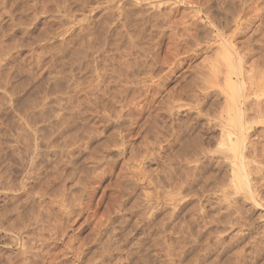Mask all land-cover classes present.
Listing matches in <instances>:
<instances>
[{
  "label": "rangeland",
  "instance_id": "obj_1",
  "mask_svg": "<svg viewBox=\"0 0 264 264\" xmlns=\"http://www.w3.org/2000/svg\"><path fill=\"white\" fill-rule=\"evenodd\" d=\"M169 1L170 0L0 1V60H2L0 62V169L3 170L5 174L7 172L5 176L10 180V183L17 184V186L19 187V191H17V194L21 193L24 190L21 198L24 199V197H27L25 193H28L30 198L35 195L33 197L35 201L34 204H32V207L33 205H35V208L33 207V210L41 209V206L39 205L37 199L39 197L38 195H40V192L42 194L45 193L44 201L42 203L43 206L46 207L45 209L50 211L53 217L54 215L58 217V222H56L57 224H63L59 225V227L62 225L63 228H58L61 231L58 230L57 238L55 239V241L50 243L48 242L49 244L46 246L47 248H49L48 250L51 249L50 253L52 252L51 254L54 255V258L56 259L57 257L58 259H56L57 262L53 260V264H72V262L74 261L72 260L73 258L71 255L75 252V248L79 243H81V240L84 244L86 242H89L90 244L91 242V250H89L88 254L84 257L85 259L82 258V260L75 261V264H85V262L88 260L89 261L86 264H154V262L155 264H158V260L154 257H151V259L149 255H144L146 251H141L139 254H134V250L132 249H125L126 251L123 250L124 252H122L124 254L121 252L120 255L122 256L114 258L113 260L115 261L110 260L109 262L112 261L111 263H101L97 259L101 257V254L99 252L103 251V248L101 247L102 245H105V242H114L116 240V237H119V235L122 234L123 229H130L129 227H131L132 225L141 223L143 221L149 223L150 227H153L154 229L157 225V227L163 225L164 227H162L166 232H162V234H165L168 239H174L182 235L180 229H182L183 227V229L185 228L188 231L190 230V234L188 233V231L187 234H184L185 229H182L184 236L187 235L185 238L192 239V241L196 239L197 234H195V232L198 233V231L202 233L203 231L211 232L207 238V240L210 239V242L219 237L226 238L228 241L231 240L232 243L229 244L228 251H225V255L222 254L223 256L220 254L219 256L221 257L220 259L218 258L225 264H228V262L229 264H232L235 260L236 264H253L251 263L253 261L255 264H264V252H262L261 255L256 256L257 258L253 260V254H255V250L259 247L258 244L261 242L260 244L264 245V242L262 243V241H264V76L263 79H260L261 81L259 82L260 85L261 83H263V87H261L262 90L260 89V91L258 90L259 92L257 91V93L252 94L254 102H252V104H250L251 106H248L247 109L244 110V125L246 127L244 131L245 139H243L245 140V146L242 147V152L246 154L244 156L246 158L245 161L248 162V166L251 165L252 169L254 168L253 170L257 169L258 171H255L257 172L255 173L252 170L254 173L250 174L249 176V190H251V194H248L247 190L244 188H237L236 182L234 181L230 173L232 171L230 169L231 166H228L229 160L227 159L229 158H226L229 154L227 153L228 151H226L228 145L227 143L224 144L219 141V128L216 124H213L217 120L211 122V124L214 125L215 128H213V126L211 125V128L209 127L208 129H200L203 138H207V140L205 139V146H207L209 152L207 154V162L205 158L201 157L200 160H197L196 164L199 165L201 163V167L205 166L206 171L205 169L203 170L205 172V175L207 176L205 177V180L208 181H204V178L202 177V179H200V182L197 183L198 185L194 184L195 186H193L191 184L192 181H190L192 179L191 176V179L189 178V180L187 179V177H185L187 172L186 167L188 166V164H185L186 161H182L183 158H180L183 165L177 166V164H174L178 168H176L177 170L174 171L173 175H171L172 177L170 176V179H168V177L164 176L162 166V162L164 161L165 156L164 152H166L165 149H160V143H157L158 145H156L158 147L156 146L152 149V151L150 150V152L145 151L146 146L149 145L148 142L151 141V136L149 137V135H151V133H149L150 131L147 133L149 135H147L145 132L150 129L153 119H155L156 122L157 120L159 121L160 124H157H159L160 126L157 124L155 125L159 127L160 131L163 121L166 122L168 120H174V118L177 116H179V118H183L184 116H190V118H194L195 116H197V114H203L207 117L204 112L210 111L211 113L215 109L213 111L214 113H212L216 114L220 112V110H222L221 105L223 106V101H221L223 99L222 95L221 97L218 96L216 99H214L213 103H210L211 108H209L210 106L208 107V103L207 108L203 110L193 101V97H191L192 100L190 98L191 94L193 93L191 92L192 90L190 89V87L191 85L194 86L193 82L195 79V70L197 71V65L204 59L203 57L205 54L203 53L204 51H201L199 49L197 50L195 48V43H193L194 38L191 37V33L189 32L191 31L190 29H192V27L194 26L195 35V33L199 31L198 28H196L197 20L198 22H200L201 20L205 22L206 20L205 17L201 15L202 13L198 10L199 1ZM206 1L209 4L213 5V8L215 10L214 13L216 15H219V13L217 12L219 8L218 5L230 6L231 4V6L237 5L243 9L242 20L243 23H245V26H243L246 30H244L245 33L243 34V36H239V39L243 40L245 39V37H248L249 34L254 35L252 36V39L254 41H252L254 56L257 59L256 61H258L259 63L258 65L263 67L262 70L264 72V0H247V2L246 0ZM167 13L171 15V18L172 20H174V22L165 20L169 16ZM103 27H107L110 30L112 29L107 40L103 39ZM169 30L171 31V33H175L171 34L170 37H172V35H175L173 36V38L175 37L176 43L173 38L169 37ZM167 31H169L168 34ZM199 34L201 38L206 40L207 38H205V36H209V30L207 31L201 29L199 31ZM129 39L130 41H127ZM141 39L144 40L142 41ZM126 42L129 44H127ZM126 44L129 47H127ZM175 46L177 49L174 48ZM202 48H204V46H202ZM197 52L199 53L197 54ZM10 76H12V78ZM107 79H111L110 82ZM189 83L190 85H188L189 88L187 89V84ZM1 87L5 88L2 89ZM10 94L12 97L10 96ZM172 97L173 99L175 98V101H172L173 104L175 103L174 105L172 104V102V105L170 104V102H167ZM260 98H262V100ZM123 100L125 101V103ZM260 102L261 104H259ZM171 106H174V109L173 107L170 108ZM179 111L180 114H178ZM202 118L204 119V117ZM203 119H201L200 121L203 122ZM122 120L124 123L122 122ZM155 121H153V126ZM129 124H131L132 131L126 137L125 129L126 127H130ZM124 125H126V127ZM201 127L203 126L200 125V128ZM116 133L118 134V136ZM145 134L147 135V137H145ZM122 138L125 139V141ZM141 144H143L144 147ZM20 147H23V149ZM176 148L177 146H174L173 149L175 150ZM174 150L173 152L175 153ZM255 151H257L258 154ZM88 155L90 157L92 156L93 158H90ZM208 155H210L211 157ZM153 157H155V160H152ZM61 161L63 162L60 163ZM189 164L190 165L187 168H190L192 164H194V162H189ZM33 165L35 166L33 167ZM251 166L248 169H251ZM257 166H259V168ZM94 170L96 172H94ZM87 172L89 175H87ZM260 177H263V179ZM140 179L142 181H140ZM179 182L180 184L182 182L183 185L181 184L180 186ZM144 183L146 185H144ZM189 183L192 186L189 185ZM178 186L181 187V190ZM169 187L171 190L169 189ZM27 188L28 190H26ZM41 189L42 191H40ZM61 189L62 192L66 194L63 195L65 197L67 196L66 202L68 203V205L71 204L69 207H66L67 209H63L62 213L59 212V209H57L58 207L56 205H52V203L50 202L54 197V193L57 194V192H60ZM25 190L28 192H26ZM227 192L229 195L226 194ZM150 193H152V195ZM88 194H90L91 196ZM165 194L167 195V197H165ZM170 199H173V201H171ZM4 206L5 208H9L12 205L4 200L0 201V222L4 221L2 216V214H4ZM9 209L11 211L13 208ZM242 209L244 210L242 211ZM77 211L80 213H78ZM234 213L235 215H233ZM62 215L63 217H60ZM122 222L125 223L123 224ZM95 227L96 229H98L96 230ZM38 231L40 232V227H38L37 232ZM61 232L64 237L63 235H61ZM257 232L258 234H256ZM43 233L45 236L48 234L47 232ZM11 234L12 233L7 232L6 230L4 231V229L0 228V264H9L10 262L15 263L17 258H19L17 256V251L20 248V244H17V242H12L10 240L11 236H15ZM111 234H114V236ZM252 236L254 237V239ZM48 237L50 238L51 236L47 235V237L45 238ZM61 237H63V240ZM72 237L77 238L76 240H78V242L75 239L74 241ZM257 237L263 240H257ZM112 238L115 239L113 240ZM246 239H248L249 241ZM60 240L62 242H60ZM65 240H67L68 242L65 243ZM84 240L86 241L84 242ZM98 240L100 241V243L98 242ZM245 242H248V244H246ZM93 243H96L98 246L95 247ZM89 244L87 245L89 246ZM35 250L40 253L39 258L41 260V253L43 254V252L41 251L42 249H38L37 247V249L35 248ZM67 250L69 251L67 252ZM237 253L240 254L238 255ZM91 255H93V257H91ZM236 255H238V257ZM43 256L44 257L42 258L41 262L38 260L39 258L37 259L39 264H44L43 259L45 261L46 254H43ZM214 257H212V260H216L214 264H217V261L219 263V260L216 258L217 256ZM239 257L244 258V260L242 259V261H240ZM37 261L36 263L38 264ZM36 263L34 262V264Z\"/></svg>",
  "mask_w": 264,
  "mask_h": 264
},
{
  "label": "bare ground",
  "instance_id": "obj_2",
  "mask_svg": "<svg viewBox=\"0 0 264 264\" xmlns=\"http://www.w3.org/2000/svg\"><path fill=\"white\" fill-rule=\"evenodd\" d=\"M1 1V0H0ZM172 1V0H170ZM169 1V2H170ZM199 1V11L202 13L201 15L205 17V22H203V20H201L200 22H198L197 20V27L198 30L200 31L201 29L203 30H209V36H205V38H207L206 40H204L203 38H201L199 31H197L194 35V26L192 27V29H190L191 31H189L191 33V37L194 38V42L195 43V48L201 51H204V59L199 62V64L197 65V71L195 70V79L193 82V85H191L190 90L191 92H193L190 96L193 97V101L203 110L205 108H207V104L209 103L208 107L211 105L210 103H213V100L216 99L218 96L223 97V99L221 101H223V106L222 110H220V112L213 114L214 110L210 113L209 112H204L206 116H204L203 114H197V116H195L194 118H190V116H184L183 118H179V116L175 117L174 120H168V121H163L162 122V128H160L159 131V127L156 126L155 124L159 123V121L157 120V122L155 121V119L152 120V125L150 127V129L148 131H146L145 133L147 134L149 131V133H151V135H149V137L151 136V141H149V145L146 146L145 151L146 152H150V150L152 151L153 148H155L158 144L160 143V149H165L166 152L165 156H164V161L162 162V166H163V172H164V176L168 177V179H170L169 177L171 175H173L174 171H176L178 168L177 166L180 165L182 166L183 163H181L182 161H186L185 164H188V166L190 165V163L194 162V164H192V166L190 168H187V172H186V176L187 179L189 180L190 176H191V184L193 186H195L197 183L200 182V179H202V177L204 178V181H208L205 180V177H207L205 175V172L203 169H205V166L201 167V163L199 165L196 164L197 160L201 157L206 159L207 162V154L209 152L207 146H205L206 140L207 138H203V136L201 135V130L205 129V128H211L216 124L218 126V132H219V141H221L222 143L228 145L227 153L228 156L226 158H229L227 160H229V164L228 166H231V175L234 179V181L236 182V186L237 188H244L247 190L248 194H251V190L250 189V174H253L255 171H257V169L253 170L252 166L251 169H248L250 166H248V162L245 161V156L246 154H244L242 152V147L245 146V143L243 139H245L244 137V131H245V125H244V110L247 109L248 106H251L250 104H252V102H254L252 94L257 93V91L261 89V87H263V80L260 85V79H263L264 76V72L262 70L263 67H261L260 65H258V61H256L257 59L254 56V48L252 46V36L254 35H250L248 37H245V39L241 40L239 39V36H243V34L245 33L244 30V24L243 23V9L239 6H230L229 5H218V13L219 15H216L214 12V8L213 5L209 4L206 0H198ZM209 1V0H208ZM220 1V0H219ZM250 1V0H249ZM7 2V1H6ZM29 2V1H28ZM36 2V1H35ZM42 2V1H41ZM44 2V1H43ZM58 2V1H57ZM62 2V1H61ZM130 2V1H129ZM247 2V0H246ZM252 2V1H251ZM260 2V1H259ZM33 3V2H32ZM67 3V2H66ZM160 3V2H159ZM176 3V2H175ZM41 4V3H40ZM44 4V3H42ZM84 4V3H83ZM128 4V3H126ZM241 4V3H240ZM263 4V3H262ZM13 5V4H12ZM63 5V4H62ZM254 5V3H253ZM252 5V6H253ZM158 6V5H157ZM242 6V5H241ZM244 6V5H243ZM21 7V5H20ZM26 7V6H25ZM54 7V6H53ZM118 7V6H117ZM127 7V6H126ZM125 7V8H126ZM135 7V6H134ZM156 7V6H155ZM247 7V6H246ZM259 7V6H258ZM24 8V7H23ZM128 8V7H127ZM158 8V7H157ZM249 8V7H248ZM252 8V7H251ZM28 9V8H27ZM26 9V10H27ZM58 9V8H57ZM172 9V8H171ZM187 9V8H186ZM23 10V9H22ZM60 10V9H59ZM131 10V8H130ZM166 10V9H165ZM260 10V9H259ZM47 11V10H46ZM55 11V10H54ZM29 12V11H28ZM168 12V11H167ZM194 12V11H193ZM199 12V13H200ZM249 12V11H248ZM261 12V11H260ZM18 13V12H17ZM24 13V12H23ZM34 13V12H33ZM60 13V12H59ZM110 13V12H109ZM112 13V12H111ZM119 13V12H118ZM36 14V13H35ZM168 14V13H167ZM192 14V13H191ZM28 15V14H27ZM31 15V14H30ZM104 15V14H103ZM166 15V14H165ZM169 15V14H168ZM188 15V14H187ZM101 16V15H100ZM253 16V15H252ZM22 17V16H21ZM33 17V16H32ZM38 17V16H37ZM54 17V16H53ZM56 17V16H55ZM60 17V16H59ZM108 17V16H107ZM256 17V15H255ZM49 18V17H48ZM52 18V17H50ZM184 18V17H183ZM189 18V17H188ZM9 19V18H8ZM30 19V18H29ZM109 19V18H108ZM115 19V18H114ZM141 19V18H139ZM154 19V18H153ZM180 19V17H179ZM186 19V18H185ZM192 19V18H191ZM251 19V18H250ZM2 20V19H1ZM12 20V19H10ZM28 20V19H27ZM55 20V19H54ZM102 20V19H101ZM104 20V19H103ZM165 20L167 21H173L171 18V15H169ZM183 20V19H182ZM262 20V18H261ZM9 21V20H8ZM31 21V20H30ZM140 21V20H139ZM144 21V20H143ZM18 22V21H16ZM27 22V21H26ZM25 22V23H26ZM32 22V21H31ZM60 22V21H59ZM123 22V21H122ZM130 22V21H129ZM188 22V21H187ZM253 22V21H252ZM42 23V22H41ZM86 23V22H85ZM118 23V22H117ZM125 23V22H124ZM133 23V21H132ZM179 23V22H178ZM44 24V23H43ZM42 24V25H43ZM100 24V23H99ZM128 24V23H127ZM185 24V23H184ZM193 24V23H192ZM257 24V23H256ZM259 24V23H258ZM261 24V23H260ZM7 25V24H6ZM24 25V24H22ZM30 25V24H29ZM50 25V24H49ZM53 25V24H52ZM109 25V24H108ZM124 25V24H123ZM130 25V24H129ZM147 25V24H146ZM244 25V26H243ZM13 26V25H12ZM17 26V25H16ZM83 26V25H82ZM126 26V25H125ZM28 27V26H27ZM50 27V26H49ZM247 27V26H246ZM104 28V27H103ZM105 27L104 28V32H103V39L107 40L108 37L110 36V30L109 28ZM118 28V27H117ZM140 28V27H139ZM142 28V27H141ZM159 28V27H158ZM195 28V29H196ZM82 29V28H81ZM138 29V28H137ZM163 29V28H162ZM172 29V28H171ZM183 29V28H182ZM23 30V29H22ZM21 30V31H22ZM26 30V29H25ZM155 30V29H154ZM186 30V29H185ZM255 30V29H254ZM78 31V30H77ZM143 31V30H142ZM147 31V30H146ZM159 31V30H158ZM170 31V30H169ZM169 31H167V34L169 33ZM164 32V31H163ZM254 32V31H253ZM252 32V33H253ZM40 33V32H39ZM78 33V32H77ZM76 33V34H77ZM112 33V32H111ZM140 33V32H139ZM156 33V32H155ZM166 33V32H165ZM180 33V32H179ZM189 33V34H190ZM201 33V32H200ZM251 33V34H252ZM262 33V32H261ZM2 34V33H1ZM116 34V33H115ZM128 34V33H127ZM137 34V33H136ZM143 34V33H142ZM148 34V33H147ZM171 34H175V33H171L170 31V35ZM188 34V33H187ZM21 35V34H20ZM82 35V34H81ZM89 35V34H88ZM100 35V34H99ZM161 35V33H160ZM163 35V34H162ZM165 35V34H164ZM202 35V34H201ZM246 35V34H245ZM256 35V34H255ZM262 35V34H261ZM260 35V36H261ZM8 36V35H7ZM45 36V35H44ZM138 36V35H137ZM140 36V35H139ZM142 36V35H141ZM172 37L170 38H173ZM204 36V35H203ZM18 37V36H17ZM33 37V36H32ZM35 37V36H34ZM74 37V36H73ZM83 37V36H82ZM167 37V36H166ZM189 37V36H188ZM187 37V38H188ZM257 37V36H256ZM71 38V37H70ZM84 38V37H83ZM88 38V37H87ZM102 38V37H101ZM141 38V37H140ZM192 38V40H193ZM134 39V38H133ZM152 39V38H151ZM175 41V37L173 38ZM172 39V42H173ZM181 39V38H180ZM255 39V38H254ZM74 40V39H73ZM88 40V39H87ZM94 40V39H93ZM132 40V39H131ZM142 40V39H141ZM144 40V39H143ZM142 40V41H143ZM148 40V39H147ZM171 40V39H169ZM185 40V39H184ZM260 40V39H259ZM91 41V40H90ZM127 41H130L127 40ZM152 41V40H151ZM183 41V40H182ZM146 42V41H144ZM254 42V41H253ZM1 43V42H0ZM33 43V42H32ZM86 43V42H85ZM127 43V42H126ZM176 43V41H175ZM174 43V44H175ZM190 43V42H189ZM188 43V44H189ZM116 44V43H115ZM129 44V43H127ZM126 44V46H127ZM143 44V43H142ZM167 44V43H166ZM169 44V43H168ZM173 44V45H174ZM204 44V45H203ZM94 45V44H93ZM92 45V46H93ZM100 45V44H99ZM114 45V44H112ZM134 45V44H133ZM147 45V44H146ZM85 46V45H84ZM117 46V45H116ZM132 46V45H131ZM150 46V45H149ZM186 46V45H185ZM202 46H204V48H202ZM42 47V46H41ZM73 47V46H72ZM76 47V46H75ZM89 47V46H88ZM129 47V46H127ZM179 47V46H178ZM259 47V46H258ZM263 47V46H262ZM69 48V47H68ZM71 48V47H70ZM116 48V47H115ZM143 48V46H142ZM153 48V47H152ZM176 48V46L174 47ZM194 48V49H195ZM51 49V48H50ZM123 49V48H122ZM147 49V48H146ZM145 49V50H146ZM154 49V48H153ZM158 49V46H157ZM172 49V48H171ZM177 49V48H176ZM192 49V48H191ZM195 49V50H196ZM47 50V49H46ZM86 50V49H85ZM116 50V49H115ZM8 51V50H6ZM50 51V50H49ZM102 51V50H101ZM114 51V50H113ZM155 51V50H154ZM190 51V50H189ZM260 51V50H259ZM69 52V51H68ZM74 52V51H73ZM76 52V51H75ZM80 52V51H78ZM142 52V51H141ZM145 52V51H144ZM167 53V52H166ZM175 53V52H174ZM199 52H197L198 54ZM149 54V52H148ZM155 54V53H154ZM184 54V53H183ZM41 55V54H40ZM134 55V54H133ZM164 55V54H163ZM202 55V54H201ZM256 55V53H255ZM37 56V55H36ZM43 56V55H42ZM41 56V57H42ZM60 56V55H59ZM72 56V55H70ZM95 56V55H94ZM102 56V55H101ZM120 56V55H119ZM189 56V55H188ZM74 57V56H72ZM118 57V54H117ZM136 57V56H135ZM142 57V56H139ZM155 57V55H154ZM202 57V56H201ZM262 57V56H261ZM10 58V57H9ZM36 58V57H35ZM124 58V57H123ZM126 58V57H125ZM153 58V57H152ZM160 58V57H159ZM260 58V57H259ZM76 59V58H75ZM90 59V58H89ZM93 59V58H92ZM105 59V58H104ZM121 59V58H120ZM144 59V58H143ZM162 59V57H161ZM166 59V58H165ZM262 59V58H261ZM5 60V59H4ZM109 60V59H108ZM116 60V59H115ZM157 60V59H156ZM164 60V59H163ZM162 60V61H163ZM173 60V58H172ZM2 60H0L1 62ZM18 61V60H17ZM61 61V60H60ZM91 61V60H90ZM117 61V60H116ZM151 61V60H150ZM168 61V60H167ZM171 61V59H170ZM21 62V60H20ZM69 62V61H68ZM100 62V61H99ZM104 62V61H103ZM118 62V61H117ZM156 62V61H154ZM92 63V62H91ZM128 63V62H127ZM165 63V62H164ZM169 63V62H168ZM22 64V62H21ZM63 64V63H62ZM61 64V65H62ZM66 64V63H65ZM100 64V63H99ZM134 64V63H133ZM153 64V63H151ZM157 64V63H156ZM161 64V63H160ZM24 65V64H23ZM57 65V64H56ZM130 65V64H129ZM135 65V64H134ZM165 65V64H164ZM13 66V65H12ZM18 66V64H17ZM96 66V64H95ZM114 66V65H113ZM122 66V65H121ZM143 66V65H142ZM147 66V65H146ZM2 67V66H1ZM16 67V66H15ZM23 67V66H22ZM47 67V66H46ZM79 67V66H78ZM261 67V68H260ZM56 68V67H55ZM127 68V67H126ZM135 68V67H134ZM148 68V67H147ZM175 68V67H174ZM179 68V67H178ZM193 68V67H192ZM59 69V68H58ZM158 69V68H157ZM169 69V68H168ZM196 69V66H195ZM1 70V69H0ZM4 70V69H3ZM2 70V71H3ZM21 70V69H20ZM57 70V69H56ZM165 70V69H164ZM167 70V69H166ZM1 71V72H2ZM48 71V70H47ZM146 71V70H145ZM194 71V70H193ZM52 72V71H51ZM57 72V71H56ZM64 72V71H63ZM79 72V71H78ZM162 72V71H161ZM54 73V72H53ZM84 73V72H83ZM132 73V72H131ZM142 73V72H141ZM182 73V72H181ZM191 73V72H190ZM91 74V73H90ZM108 74V73H107ZM113 74V73H112ZM111 74V75H112ZM153 74V73H152ZM167 74V73H166ZM194 74V73H193ZM51 75V74H50ZM53 75V74H52ZM62 75V74H61ZM87 75V74H86ZM9 76V75H8ZM120 76V75H119ZM4 77V76H3ZM12 78V76H10ZM14 77V76H13ZM16 77V76H15ZM53 77V76H52ZM70 77V76H68ZM72 77V76H71ZM112 77V76H111ZM114 77V76H113ZM123 77V76H122ZM62 78V77H61ZM82 78V77H81ZM88 78V77H87ZM118 78V77H117ZM148 78V77H147ZM191 78V77H190ZM20 79V78H19ZM115 79V78H114ZM144 79V78H143ZM17 80V79H16ZM15 80V81H16ZM21 80V79H20ZM48 80V79H47ZM54 80V79H53ZM69 80V79H68ZM84 80V79H83ZM108 80V79H107ZM106 80V81H107ZM111 80V79H110ZM110 80H108L110 82ZM118 80V79H117ZM148 80V79H146ZM88 81V80H87ZM116 81V80H115ZM144 81V80H143ZM153 81V80H152ZM191 81V80H190ZM1 82V81H0ZM67 82V81H66ZM121 82V81H120ZM125 82V80H124ZM145 82V81H144ZM71 83V82H69ZM79 83V82H78ZM152 83V82H151ZM162 83V82H161ZM21 84V83H19ZM82 84V83H81ZM107 84V83H106ZM122 84V83H121ZM120 84V85H121ZM125 84V83H123ZM143 84V83H142ZM160 84V83H159ZM9 85V84H8ZM55 85V83H54ZM57 85V84H56ZM74 85V84H73ZM78 85V84H77ZM119 85V86H120ZM145 85V84H144ZM153 85V84H152ZM189 84H187V89ZM1 86V85H0ZM10 86V85H9ZM58 86V85H57ZM126 86V85H125ZM161 86V85H160ZM164 86V85H163ZM260 86V88H259ZM71 87V86H70ZM105 87V85H104ZM162 87V86H161ZM2 88V87H1ZM5 88V87H4ZM2 88V89H4ZM8 88V87H7ZM145 88V87H144ZM147 88V87H146ZM155 88V87H154ZM176 88V87H175ZM121 89V88H120ZM264 89V88H263ZM61 90V89H60ZM65 90V89H64ZM93 90V89H92ZM111 90V89H110ZM176 90V89H175ZM184 90V89H183ZM262 90V89H261ZM147 91V90H146ZM186 91V90H185ZM258 91V92H259ZM87 92V91H86ZM107 92V91H106ZM117 92V91H115ZM127 92V91H126ZM162 92V91H161ZM89 93V92H88ZM87 93V94H88ZM132 93V91H131ZM3 94V93H2ZM6 94V93H5ZM4 94V95H5ZM19 94V93H18ZM112 94V93H111ZM125 94V93H124ZM259 94V93H258ZM264 94V93H263ZM262 94V95H263ZM90 95V94H89ZM143 95V94H142ZM257 95V94H256ZM11 96V94H10ZM9 96V97H10ZM19 96V95H18ZM93 96V95H92ZM103 96V95H102ZM105 96V94H104ZM124 96V95H123ZM165 96V95H164ZM12 97V96H11ZM15 97V96H14ZM95 97V96H94ZM137 97V96H136ZM140 97V95H139ZM166 97V96H165ZM170 97V96H169ZM175 97V96H174ZM252 97V98H251ZM262 97V96H261ZM80 98V97H79ZM108 98V97H107ZM116 98V97H115ZM124 98V97H123ZM134 98V96H133ZM168 98V97H167ZM257 98V97H256ZM14 99V98H13ZM87 99V98H86ZM126 99V98H125ZM152 99V98H151ZM150 99V100H151ZM159 99V98H158ZM175 99V98H174ZM173 97L171 99H169L167 102H171L174 100ZM259 99V98H258ZM262 100V98H260ZM82 100V98H81ZM109 100V99H108ZM122 100V99H121ZM132 100V99H131ZM130 100V101H131ZM179 100V99H178ZM192 100V98H191ZM96 101V100H95ZM124 101V100H123ZM133 101V100H132ZM131 101V102H132ZM175 101V100H174ZM211 101V102H210ZM220 101V102H221ZM69 102V101H68ZM82 102V101H81ZM116 102V101H115ZM119 102V101H118ZM127 102V101H126ZM190 102V101H188ZM193 102V103H194ZM264 102V101H263ZM67 103V100H66ZM87 103V102H86ZM108 103V102H107ZM111 103V102H110ZM113 103V102H112ZM125 103V101H124ZM129 103V102H128ZM156 103V102H155ZM165 103V102H163ZM92 104V103H91ZM139 104V103H138ZM173 104V102H172ZM171 104V105H172ZM175 104V103H174ZM173 104V105H174ZM261 104V102L259 103ZM57 105V104H56ZM59 105V104H58ZM72 105V104H71ZM81 105V104H80ZM130 105V104H129ZM133 105V104H132ZM263 105V104H262ZM24 106V105H23ZM125 106V105H124ZM143 106V105H142ZM182 106V105H181ZM206 106V107H205ZM213 106V105H212ZM60 107V106H59ZM65 107V106H64ZM98 107V106H97ZM100 107V106H99ZM122 107V106H121ZM130 107V106H129ZM141 107V106H140ZM145 107V106H144ZM164 107V106H163ZM174 109V106H171L170 108ZM262 107V106H261ZM16 108V106H15ZM30 108V107H29ZM32 108V107H31ZM55 108V107H54ZM74 108V107H73ZM186 108V107H185ZM211 108V106L209 107ZM251 108V107H249ZM258 108V106H257ZM91 109V108H90ZM99 109V108H98ZM102 109V108H101ZM201 109H200V113H201ZM260 109V108H259ZM264 109V108H263ZM26 110V109H25ZM145 110V108H144ZM164 110V109H163ZM172 110V109H171ZM13 111V110H12ZM28 111V110H27ZM119 111V110H118ZM130 111V110H129ZM139 111V110H138ZM178 111V110H177ZM176 111V112H177ZM219 111V110H218ZM15 112V111H14ZM53 112V111H52ZM58 112V111H57ZM106 112V111H105ZM152 112V111H151ZM166 112V111H165ZM56 113V112H55ZM104 113V112H103ZM114 113V112H113ZM137 113V112H136ZM147 113V112H146ZM159 113V112H158ZM169 113V112H168ZM59 114V113H58ZM107 114V113H106ZM118 114V113H117ZM126 114V113H125ZM131 114V113H130ZM156 114V113H155ZM164 114V113H163ZM172 114V113H171ZM177 114V113H176ZM178 114H180V111L178 112ZM124 115V113H123ZM128 115V114H127ZM132 115V114H131ZM173 115V114H172ZM19 116V115H17ZM61 116V115H60ZM97 116V115H96ZM109 116V115H108ZM139 116V115H138ZM146 116V115H145ZM168 116V115H167ZM176 116V115H175ZM181 116V115H180ZM21 117V116H20ZM42 117V116H41ZM114 117V116H113ZM118 117V116H117ZM127 117V116H126ZM173 117V116H172ZM204 117V119L202 118ZM35 118V116H34ZM37 118V117H36ZM126 119V118H125ZM170 119V118H169ZM173 119V118H172ZM203 119L201 122L200 120ZM45 120V119H44ZM48 120V119H47ZM98 120V119H97ZM137 120V119H136ZM143 120V119H142ZM205 120V121H204ZM217 120V121H215ZM125 121V120H124ZM133 121V120H132ZM135 121V119H134ZM153 121L154 122V126H153ZM162 121V120H161ZM215 121V122H214ZM247 121V120H246ZM249 121V120H248ZM91 122V121H90ZM123 122V120H122ZM201 122V123H200ZM211 122H214L212 125ZM124 123V122H123ZM249 123V122H248ZM136 124V123H135ZM160 124V123H159ZM157 124V125H159ZM50 125V124H49ZM130 127H126V125H124L126 127V137L127 135L130 134V132L132 131L131 129V124H129ZM133 125V124H132ZM200 125L203 126L200 128ZM212 125V126H211ZM92 126V125H91ZM100 126V125H99ZM160 126V125H159ZM96 128V127H95ZM143 128V127H142ZM250 128V127H249ZM70 129V128H69ZM162 129V130H161ZM201 129V130H200ZM4 130V129H3ZM18 130V129H17ZM95 130V129H94ZM114 130V129H113ZM110 131V129H109ZM55 132V131H54ZM90 132V131H89ZM96 132V131H95ZM255 132V131H254ZM28 133V132H27ZM93 133V132H91ZM100 133V132H99ZM110 133V132H108ZM140 133V132H139ZM85 134V133H84ZM90 134V133H89ZM117 134V133H116ZM135 134V133H134ZM145 134V135H146ZM203 134V133H202ZM205 134V133H204ZM73 135V134H72ZM143 135V136H145ZM147 135L145 137H147ZM22 136V135H21ZM70 136V135H69ZM105 136V135H104ZM118 136V134H117ZM5 137V136H4ZM63 137V136H62ZM125 137V138H126ZM129 137V136H128ZM209 137V136H208ZM211 138V136H210ZM250 138V137H249ZM71 139V138H70ZM92 139V137H91ZM123 139V138H122ZM130 139V138H129ZM150 139V138H149ZM47 140V139H46ZM81 140V139H80ZM125 141V139H123ZM145 140V139H144ZM248 140V139H247ZM254 140V139H253ZM57 141V140H56ZM65 141V140H64ZM75 141V140H74ZM73 141V142H74ZM86 141V140H85ZM128 141V140H127ZM213 141V140H212ZM33 142V141H32ZM36 142V141H35ZM69 142V141H68ZM79 142V141H78ZM109 142V141H108ZM218 142V141H217ZM251 142V141H250ZM253 142V141H252ZM255 142V141H254ZM263 142V141H262ZM261 142V143H262ZM130 143V142H129ZM128 143V144H129ZM133 143V142H132ZM244 143V145H243ZM31 144V143H30ZM71 144V143H70ZM80 144V143H79ZM85 144V143H84ZM118 144V143H117ZM157 144V145H156ZM219 144V143H218ZM4 145V144H3ZM68 145V144H67ZM143 146V144H141ZM145 145V144H144ZM31 146V145H30ZM43 146V145H42ZM97 146V145H96ZM162 146V147H161ZM174 146H177V150L173 149ZM222 146V145H221ZM26 147V146H25ZM48 147V146H47ZM53 147V146H52ZM71 147V146H70ZM80 147V146H78ZM119 147V146H118ZM144 147V146H143ZM158 147V146H157ZM3 148V147H2ZM23 149V147H20ZM54 148V147H53ZM73 148V147H72ZM216 148V147H215ZM223 148V147H222ZM34 149V148H33ZM62 149V148H61ZM70 149V148H69ZM78 149V148H77ZM86 149V148H85ZM99 149V148H98ZM117 149V147H116ZM120 149V148H119ZM135 149V148H134ZM244 149V148H243ZM252 149V148H251ZM258 149V148H257ZM256 149V150H257ZM17 150V149H16ZM52 150V149H51ZM115 150V149H114ZM125 150V149H124ZM143 150V148H142ZM173 150L175 151V153L173 152ZM214 150V149H212ZM219 150V149H218ZM6 151V150H5ZM18 151V150H17ZM28 151V150H27ZM53 151V150H52ZM65 151V150H64ZM89 151V150H88ZM102 151V150H101ZM154 151V150H153ZM164 151V150H163ZM224 151V152H226ZM15 152V151H14ZM13 152V154H14ZM43 152V149H42ZM68 152V151H67ZM72 152V151H71ZM82 152V151H81ZM132 152V151H131ZM140 152V151H139ZM155 152V151H154ZM257 152V151H255ZM3 153V152H2ZM11 153V152H10ZM27 153V152H26ZM51 153V152H50ZM74 153V152H73ZM102 153V152H101ZM110 153V152H109ZM226 153V154H227ZM262 153V152H261ZM18 154V153H17ZM61 154V153H60ZM59 154V155H60ZM211 154V153H210ZM221 154V153H220ZM249 154V153H247ZM258 154V152H257ZM19 155V154H18ZM131 155V154H130ZM135 155V154H134ZM152 155V154H151ZM159 155V154H158ZM37 156V155H36ZM89 156V155H88ZM111 156V155H110ZM150 156V155H149ZM154 156V155H153ZM210 156V155H208ZM248 156V155H247ZM261 156V155H260ZM15 157V156H14ZM90 157V156H89ZM88 157V158H89ZM92 157V156H91ZM90 157V158H91ZM211 157V156H210ZM249 157V156H248ZM258 157V156H257ZM19 158V157H18ZM35 158V157H34ZM63 158V157H62ZM72 158V157H71ZM75 158V157H74ZM93 158V157H92ZM127 158V157H126ZM130 158V157H129ZM141 158V157H140ZM163 158V157H162ZM180 158H183L182 161ZM209 158V157H208ZM216 158V157H215ZM96 159V158H95ZM94 159V160H95ZM98 159V158H97ZM100 159V157H99ZM106 159V158H105ZM108 159V158H107ZM135 159V158H134ZM148 159V158H147ZM155 160V157L152 158V160ZM127 160V159H126ZM146 160V159H145ZM209 160V159H208ZM225 160V158H224ZM256 160V159H255ZM258 160V159H257ZM19 161V160H18ZM21 161V160H20ZM43 161V160H42ZM68 161V160H67ZM72 161V160H71ZM205 161V160H204ZM211 161V160H210ZM7 162V161H6ZM52 162V161H51ZM59 162V161H58ZM63 161H61L60 163H62ZM145 163V162H144ZM147 163V162H146ZM149 163V162H148ZM204 163V162H203ZM202 163V164H203ZM255 163V162H254ZM1 164V163H0ZM31 164V163H30ZM57 164V163H56ZM59 164V163H58ZM143 164V162H142ZM141 164V165H142ZM156 164V163H155ZM174 164H177V166H175ZM184 164V165H185ZM256 164V163H255ZM263 164V163H262ZM3 165V164H2ZM64 165V164H63ZM98 165V164H97ZM157 165V164H156ZM219 165V164H218ZM35 165H33L34 167ZM37 166V165H36ZM44 166V165H43ZM50 166V165H49ZM60 166V165H59ZM179 166V167H180ZM1 167V166H0ZM259 168V166H257ZM82 168V167H81ZM104 168V167H103ZM17 169V168H16ZM107 169V168H106ZM121 169V168H120ZM185 169V170H186ZM229 169V170H230ZM31 170V169H29ZM51 170V169H49ZM84 170V169H83ZM99 170V169H98ZM143 170V169H142ZM141 170V171H142ZM226 170V169H225ZM254 172H253V171ZM259 170V169H258ZM36 171V170H35ZM62 171V170H61ZM85 171V170H84ZM132 171V170H131ZM148 171V170H147ZM180 171V169H179ZM206 171V169H205ZM32 172V171H30ZM75 172V171H74ZM86 172V171H85ZM94 172H96L94 170ZM158 172V171H157ZM258 172V171H257ZM255 172V173H257ZM79 173V172H78ZM81 173V172H80ZM84 173V172H83ZM93 173V172H92ZM151 173V172H150ZM177 173V172H175ZM7 174V172H6ZM5 172L3 170L0 169V201H6L7 203H10L12 206L9 208H13L11 211L9 208H5V206L3 207V211L4 214H2L4 221L0 222V228L4 229V231L6 230L9 233H12L15 236H11L10 240L12 242H17V244H20V248L17 251V256L19 258H17V260L15 261L14 264H34V262L36 263L37 259L40 257V253L38 251L35 250V248L37 249H42L41 251L43 252V254H46V259L43 262L44 264H53V260L56 261V259L54 258V255H52L50 253V250H48L49 248H47L46 246L50 243L55 241V239L57 238V234H58V230L61 231L60 227H62V224L60 227V224H57L56 222H58V217L54 215V217L51 215L50 211H48L47 209H45L46 207L43 206V201H44V195L45 193H39L40 195H37L38 197V203L41 206V209L39 210H33V207L35 205L34 201L35 199L32 197L30 198L28 193H25V195L29 198H25L24 199L21 198L22 197V193L17 194V191H19V187L17 186V184L15 183H10V180L5 176L6 175ZM27 174V173H26ZM40 174V172H39ZM61 174V172H60ZM95 174V173H94ZM105 174V173H104ZM184 174V173H183ZM25 175V174H24ZM35 175V174H34ZM70 175V174H69ZM78 175V174H77ZM87 175L88 172H87ZM119 175V174H118ZM154 175V174H153ZM162 175V174H161ZM175 175V174H174ZM179 175V174H177ZM263 175V174H261ZM46 176V175H45ZM93 176V175H92ZM149 176V175H147ZM157 176V174H156ZM189 176V177H188ZM259 176V175H257ZM32 177V175H31ZM52 177V176H51ZM74 177V176H73ZM152 177V176H151ZM172 177V176H171ZM182 177V176H180ZM212 177V176H211ZM29 178V177H28ZM40 178V177H39ZM38 178V179H39ZM64 178V177H63ZM68 178V177H67ZM80 178V177H79ZM225 178V177H224ZM223 178V179H224ZM263 179V177H260ZM27 179V178H26ZM46 179V178H45ZM71 179V178H70ZM134 179V178H133ZM167 179V178H166ZM165 179V180H166ZM167 179V180H168ZM174 179V178H173ZM177 179V177H176ZM221 179V180H223ZM227 179V178H226ZM253 179V178H252ZM28 180V179H27ZM33 180V179H31ZM56 180V179H55ZM87 180V179H86ZM122 180V179H121ZM120 180V181H121ZM128 180V179H127ZM137 180V179H136ZM180 180V179H179ZM178 180V181H179ZM257 180V179H256ZM255 180V181H256ZM134 181V180H133ZM140 181H142L140 179ZM139 181V182H140ZM170 181V180H169ZM175 181V180H174ZM259 181V180H258ZM78 182V181H77ZM95 182V180H94ZM125 182V181H124ZM130 182V180H129ZM186 182V181H185ZM203 182V180H202ZM212 182V181H211ZM234 182V183H235ZM29 183V182H28ZM132 183V182H131ZM141 183V182H140ZM188 183V182H187ZM57 184V183H56ZM95 184V183H94ZM121 184V183H119ZM123 184V183H122ZM148 184V183H147ZM159 184V183H158ZM182 184V182H181ZM180 182L179 185L181 186ZM189 183V185H191ZM195 184V185H194ZM203 184V183H202ZM209 184V183H208ZM263 184V183H262ZM63 185V184H62ZM61 185V186H62ZM80 185V184H79ZM144 185H146L144 183ZM149 185V184H148ZM157 185V184H156ZM155 185V186H156ZM183 185V184H182ZM191 185V186H192ZM198 185V184H197ZM219 185V184H218ZM36 186V185H35ZM40 186V184H39ZM43 186V185H42ZM46 186V185H45ZM60 186V187H61ZM84 186V185H82ZM90 186V185H89ZM88 186V187H89ZM126 186V185H125ZM129 186V185H128ZM164 186V185H163ZM176 186V185H175ZM178 186L181 190V187ZM209 186V185H208ZM215 186V185H214ZM220 186V185H219ZM226 186V185H225ZM235 186V185H234ZM24 187V186H23ZM86 187V186H85ZM171 187V186H170ZM169 187V189H170ZM177 187V189H178ZM183 187V186H182ZM229 187V186H228ZM254 187V186H252ZM38 188V187H37ZM63 188V187H62ZM131 188V187H130ZM155 188V187H154ZM190 188V187H189ZM224 188V187H222ZM233 188V187H232ZM259 188V187H258ZM35 189V188H34ZM43 189V188H42ZM42 189L40 191H42ZM51 189V188H50ZM53 189V188H52ZM57 189V188H56ZM64 189V188H63ZM94 189V188H93ZM96 189V188H95ZM117 189V188H116ZM133 189V188H132ZM175 189V188H174ZM196 189V188H195ZM28 190V188L26 189ZM25 190V191H26ZM81 190V189H80ZM88 190V189H87ZM114 190V189H113ZM142 190V189H141ZM145 190V189H143ZM171 190V189H170ZM185 190V187H184ZM223 190V189H222ZM257 190V189H256ZM35 191V190H34ZM64 191V190H63ZM85 191V190H84ZM93 191V190H92ZM161 191V189H160ZM224 191V190H223ZM260 191V190H259ZM28 192V191H26ZM44 192V191H43ZM57 192V191H56ZM80 192V191H79ZM87 192V191H86ZM90 192V191H89ZM178 192V190H177ZM196 192V191H195ZM216 192V191H215ZM31 193V192H30ZM144 193V192H143ZM146 193V192H145ZM148 193V192H147ZM170 193V192H169ZM217 193V192H216ZM259 193V192H258ZM36 194V193H35ZM62 192V189L60 190V192L58 191L57 194L54 193V197L51 199V203L52 205H56L59 209V212L62 213L63 209H65L66 207H69L70 205H68L67 201V196L65 197ZM117 194V193H116ZM134 194V192H133ZM152 195V193H150ZM161 194V193H160ZM185 194V193H184ZM228 194V192L226 193ZM246 194V193H245ZM262 194V193H261ZM66 195V194H65ZM87 195V194H86ZM90 195V194H88ZM92 195V193H91ZM90 195V196H91ZM114 195V194H113ZM162 195V194H161ZM166 195V194H165ZM168 195V193H167ZM167 195L165 197H167ZM181 195V194H180ZM229 195V194H228ZM255 195V194H254ZM32 196V195H31ZM88 196V197H90ZM111 196V195H110ZM115 196V195H114ZM142 196V195H141ZM146 196V195H145ZM154 196V195H153ZM170 196V194H169ZM168 196V197H169ZM174 196V195H173ZM249 196V195H248ZM247 196V197H248ZM50 197V196H49ZM119 197V196H118ZM129 197V196H128ZM132 197V196H131ZM163 197V196H162ZM210 197V196H209ZM224 197V196H223ZM250 197V196H249ZM70 198V197H69ZM120 198V197H119ZM123 198V197H122ZM164 198V197H163ZM177 198V197H176ZM217 198V197H216ZM229 198V197H228ZM252 198V197H251ZM168 199V198H167ZM225 199V198H224ZM243 199V198H242ZM246 199V197H245ZM248 199V198H247ZM261 199V198H260ZM127 200V199H126ZM134 200V199H133ZM171 200V199H170ZM188 200V199H187ZM227 200V199H226ZM144 201V200H143ZM173 201V199L171 200ZM177 201V200H176ZM182 201V200H181ZM47 202V201H46ZM49 202V201H48ZM109 202V201H108ZM154 202V201H153ZM169 202V201H168ZM216 202V201H215ZM74 203V202H73ZM113 203V202H111ZM253 203V201H252ZM255 203V202H254ZM2 204V202H1ZM48 204V203H47ZM79 204V203H78ZM148 204V203H147ZM215 204V203H214ZM226 204V203H225ZM228 204V203H227ZM7 205V204H6ZM113 205V204H112ZM161 205V204H160ZM192 205V204H191ZM194 205V204H193ZM213 205V204H212ZM217 205V204H216ZM219 205V204H218ZM232 205V204H231ZM77 206V205H76ZM75 206V207H76ZM119 206V205H118ZM178 206V205H177ZM211 206V205H210ZM225 206V205H224ZM160 207V206H159ZM167 207V206H166ZM35 208V207H34ZM72 208V207H71ZM79 208V207H77ZM75 208V209H77ZM156 208V207H155ZM169 208V207H168ZM5 209V210H4ZM67 209V208H66ZM69 209V208H68ZM86 209V208H85ZM220 209V208H219ZM105 210V209H104ZM123 210V209H122ZM244 209H242L243 211ZM79 211V210H78ZM77 211V212H78ZM108 211V210H107ZM106 211V212H107ZM228 211V210H227ZM70 212V211H69ZM76 212V213H77ZM88 212V210H87ZM105 212V211H104ZM136 212V210H135ZM159 212V211H158ZM184 212V211H183ZM241 212V211H240ZM239 212V213H240ZM245 212V211H244ZM80 213V212H78ZM177 213V212H176ZM73 214V213H72ZM95 214V213H92ZM139 214V213H138ZM166 214V213H165ZM171 214V213H170ZM183 214V213H182ZM101 215V214H100ZM104 215V214H103ZM115 215V213H114ZM168 215V214H167ZM180 215V214H179ZM189 215V214H188ZM226 215V214H225ZM235 215V213L233 214ZM237 215V213H236ZM92 216V215H91ZM96 216V215H95ZM247 216V215H246ZM60 217H63L60 216ZM100 217V216H99ZM109 217V216H108ZM137 217V216H136ZM139 217V216H138ZM141 217V216H140ZM159 217V216H158ZM185 217V216H184ZM212 217V216H211ZM245 217V216H244ZM95 218V217H94ZM107 218V216H106ZM198 218V217H197ZM209 218V217H208ZM239 218V217H238ZM100 219V218H99ZM109 219V218H108ZM169 219V218H168ZM221 219V218H220ZM101 220V219H100ZM104 220V219H103ZM142 220V219H141ZM238 220V219H237ZM252 220V219H251ZM62 221V220H61ZM109 221V220H108ZM119 221V220H118ZM134 221V220H133ZM182 221V220H181ZM254 221V220H253ZM140 222V221H139ZM120 223V222H119ZM123 223V222H122ZM121 223V224H122ZM125 223V222H124ZM123 223V224H124ZM186 223V222H185ZM234 223V222H233ZM238 223V222H237ZM249 223V222H248ZM95 224V223H94ZM162 224V223H161ZM227 224V223H226ZM98 225V224H97ZM240 225V224H238ZM130 226V225H129ZM155 226V225H154ZM158 226V225H157ZM154 229L153 227H150L149 223L146 222H141V223H137L135 225H132L131 227H129L130 229H123L122 234L119 235V237H116V240L112 243L111 242H105V245H102L101 248H103V251L99 252L101 254V257L97 258L101 263H105V262H109L110 260H113L114 258H118V256H122L120 255L121 252L125 249H132L134 250V254H139L141 251H146V253L144 255H149V257H154L155 259H157V263L158 264H214V260H212V257L217 256L216 258L220 259L221 256H219L220 254H224L225 251H228L229 249V244L232 243V241H228L226 238H217L215 240H211L212 242H210L207 238L208 235L211 232H207V231H203L202 232H195V234H197L196 239H194L192 241V239H186L185 237L187 235L184 236V234H187V231L185 228L184 230V234L182 229L181 230V234L180 236L174 238V239H168L166 237L165 234H162V232H166L164 231L162 226H159ZM191 226V225H190ZM215 226V225H214ZM38 227H40V232H37ZM101 227V226H100ZM104 227V226H103ZM128 227V226H126ZM187 227V226H186ZM199 227V226H198ZM197 227V228H198ZM212 227V226H211ZM263 227V226H262ZM60 228V229H58ZM63 228V227H62ZM125 228V227H124ZM178 228V227H177ZM96 229V227H95ZM98 229V228H97ZM96 229V230H97ZM106 229V228H105ZM114 229V228H113ZM112 229V230H113ZM177 230V229H175ZM198 230V229H197ZM205 230V229H204ZM228 230V229H227ZM103 231V230H102ZM179 231V230H178ZM190 231V230H189ZM188 231V233H189ZM214 231V230H213ZM43 232H47L48 236H51L50 238H45L47 237V235L45 236ZM110 232V231H109ZM180 232V231H179ZM99 233V232H98ZM169 233V232H168ZM178 233V232H177ZM191 233V232H190ZM189 233V234H190ZM193 233V231H192ZM223 233V232H221ZM254 233V232H253ZM260 233V232H259ZM11 234V235H12ZM60 234V233H59ZM65 234V231H64ZM188 234V235H189ZM193 234V235H195ZM245 234V233H244ZM258 234V232L256 233ZM61 235L62 232H61ZM60 235V236H61ZM114 236V234H111ZM178 235V234H177ZM253 235V234H252ZM255 235V234H254ZM112 236V237H113ZM168 236V235H167ZM260 236V235H258ZM64 237V235H63ZM63 237L62 240H63ZM253 237V236H252ZM264 237V235H263ZM262 237V238H263ZM1 238V237H0ZM73 238V237H72ZM89 238V237H88ZM215 238V237H214ZM228 238V237H227ZM16 239V240H15ZM66 239V238H65ZM76 240L77 238H73V240ZM80 239V238H79ZM113 240L115 238H112ZM230 239V238H229ZM254 239V237H253ZM261 239L257 237V240ZM52 240V241H49ZM74 240V241H75ZM93 240V239H92ZM248 240V239H246ZM263 240V239H261ZM78 242V240H76ZM86 240H84L85 242ZM96 241V240H95ZM104 241V240H103ZM249 241V240H248ZM253 241V240H252ZM255 241V240H254ZM260 241V240H259ZM49 242V243H48ZM58 242V241H56ZM60 242H62L60 240ZM64 242V241H63ZM68 242L67 240H65V243ZM73 242V241H72ZM80 242V241H79ZM98 242L100 243V241L98 240ZM264 241H262L263 243ZM74 243V242H73ZM82 243V244H81ZM78 244V246H76L75 248V252L71 255L72 256V260L75 261H79L82 260V258H84L89 250H91L90 245L92 244L90 242L87 243L89 244V246L85 243L82 242ZM103 243V242H102ZM101 243V244H102ZM246 243V242H245ZM251 243V242H249ZM259 243V242H258ZM261 243V242H260ZM258 244L259 247L258 249L255 250V254L254 255V259L255 260L258 255H261L262 252H264V245L262 244ZM9 244V243H8ZM68 244V243H67ZM96 246H98L96 243H93ZM104 244V243H103ZM248 244V242L246 243ZM254 244V242H253ZM252 244V245H253ZM66 245V244H65ZM251 245V244H250ZM249 245V246H250ZM256 245V244H255ZM54 246V245H53ZM87 246V247H86ZM101 246V245H100ZM40 247V248H39ZM256 247V246H255ZM252 247V248H255ZM246 248V247H245ZM98 250V248H97ZM107 250V251H106ZM251 250V249H250ZM13 251V250H12ZM69 250H67L68 252ZM95 251V250H94ZM126 251V250H125ZM243 251V250H242ZM54 252V251H53ZM61 252V251H60ZM124 252V251H123ZM122 252V253H123ZM14 253V252H13ZM70 253V252H69ZM98 253V254H99ZM43 254L41 253L42 258L44 257ZM57 254V253H56ZM124 254V253H123ZM126 254V253H125ZM228 254V253H227ZM238 254V253H237ZM240 254V253H239ZM238 254V255H239ZM66 255V254H65ZM129 255V254H128ZM131 255V254H130ZM225 255V254H224ZM238 255H236L238 257ZM264 255V254H263ZM58 256V255H55ZM99 256V255H98ZM219 256V257H218ZM223 256V255H222ZM235 256V257H236ZM14 257V256H13ZM62 257V256H61ZM91 257H93V255H91ZM128 257V256H127ZM133 257V256H132ZM243 257V254H242ZM249 257V256H247ZM264 257V256H263ZM262 257V258H263ZM5 258V257H4ZM42 258L40 260V258L38 259L40 262L42 261ZM215 258V257H214ZM240 258V259H239ZM238 259L240 261H242V259L244 260V258L239 257ZM253 258V257H252ZM260 258V257H259ZM6 259V258H5ZM85 259V258H84ZM96 259V260H97ZM152 259V258H151ZM218 259V260H219ZM236 259V258H234ZM248 259V258H247ZM12 260V259H11ZM58 260V259H57ZM125 260V259H124ZM135 260V259H134ZM139 260V259H138ZM145 260V259H144ZM143 260V261H144ZM147 260V259H146ZM150 260V259H149ZM1 261V260H0ZM60 261V259H59ZM63 261V260H62ZM86 261V260H85ZM89 261V260H88ZM86 261L85 264L88 262ZM93 261V260H92ZM115 261V260H113ZM119 261V260H118ZM222 260H219L216 262L217 264H221L223 262H221ZM236 261V260H235ZM235 261L233 263H235ZM238 261V260H237ZM239 261V262H240ZM38 262V261H37ZM42 262V263H43ZM57 262V261H56ZM72 262V264L74 263ZM112 262V261H111ZM109 262V263H111ZM120 262V261H119ZM142 262V261H141ZM147 262V261H146ZM154 262V261H152ZM2 263V262H1ZM12 262H10L9 264H11ZM12 263V264H13ZM59 263V262H58ZM63 263V262H60ZM121 263V262H120ZM232 263V264H233ZM238 263V262H237ZM253 264V262H251ZM257 263V262H256ZM260 263V262H259ZM3 264V263H2ZM37 264V263H36ZM39 264V262H38ZM57 264V263H56ZM75 264V263H74ZM89 264V263H88ZM108 264V263H107ZM147 264V263H146ZM155 264V262H154ZM225 264V263H223ZM229 264V262H228ZM236 264V263H235ZM242 264V263H241Z\"/></svg>",
  "mask_w": 264,
  "mask_h": 264
}]
</instances>
